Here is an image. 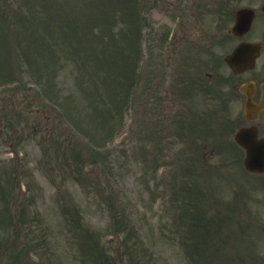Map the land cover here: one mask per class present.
Returning <instances> with one entry per match:
<instances>
[{"label": "rangeland", "instance_id": "obj_1", "mask_svg": "<svg viewBox=\"0 0 264 264\" xmlns=\"http://www.w3.org/2000/svg\"><path fill=\"white\" fill-rule=\"evenodd\" d=\"M16 1L19 6L9 0L5 6H22L17 16L0 7V66L6 70L4 74L0 70V84L1 76L8 80L13 71L11 80L20 79V84L0 88V160L11 159L8 147L20 148L29 168L30 196L37 205L33 210L44 218L32 227L46 237V244L40 245L39 238L29 234L26 241L25 231L18 229L25 199L20 196V204L15 205L18 199L10 197L16 228L9 234L4 217L0 218V264L25 263L18 260L25 259L24 246L29 244L34 248L31 254L26 248L31 264L36 259L37 264H82V260L91 264L98 248H102L100 258H114L115 264H264V175L243 173L244 151L220 135L228 130L221 126L229 127L226 117L234 111L238 97L225 100L217 96V84H207L205 76L189 74L197 80L195 85L175 72L166 84L165 98L155 100L156 86L163 82L152 75L151 66L144 83L133 78L130 42L136 39L137 0ZM150 2L156 5L149 12L154 23L170 21V7L163 0ZM24 43L26 51L13 50ZM155 62L164 67V59L154 58L153 68ZM36 80L52 95L50 103L37 96ZM176 80L187 84L175 85ZM13 88L22 91L8 97ZM54 103L64 104L71 120L61 117V109L56 113ZM124 103L123 132L109 141L110 152H90L88 157L80 138L96 139L105 127L119 122ZM161 106L168 114L175 111V121L153 112ZM209 121L215 125L210 132ZM185 135L199 137L196 147L193 142L194 150L181 143ZM80 156L89 158L86 164ZM79 164L89 176L76 184L72 177ZM103 189L111 207L125 213L139 237L125 239L120 228L114 233L116 224H112ZM60 190L63 199L76 202L81 223L95 232L103 230L102 234L89 233L80 239L75 232L64 233L60 212L49 209L52 197V204L59 208ZM184 204L193 214L182 215ZM207 204L212 209H206ZM194 215L198 236L188 233L187 220ZM117 216L121 218L120 213ZM108 225L113 227L107 230ZM78 227L76 221L72 230ZM64 235L73 239L66 241ZM126 247L135 248L131 261L123 260Z\"/></svg>", "mask_w": 264, "mask_h": 264}, {"label": "flooded vegetation", "instance_id": "obj_2", "mask_svg": "<svg viewBox=\"0 0 264 264\" xmlns=\"http://www.w3.org/2000/svg\"><path fill=\"white\" fill-rule=\"evenodd\" d=\"M179 1V6H191L192 10L197 9L198 13H190L193 22L181 24L172 35V44L168 50L170 56L183 58L184 62L181 64L185 70H214L213 74L205 71V75L210 79L214 77L218 87L228 74L234 78V81L228 84L230 88L239 89L242 84H252L253 102L264 107V0ZM184 11H187V8ZM201 17L207 18L208 24H198ZM213 25L217 27V33L214 35L210 33ZM235 49L244 53L238 57L237 64L252 71L240 75L225 71L226 75L221 76L222 70H231L224 59ZM200 54L208 56L209 60L195 66L194 58L203 59L196 56ZM223 56L225 57L222 62ZM237 100L238 106L244 108L246 97L239 93ZM253 125L257 127L260 138H264V109L260 111Z\"/></svg>", "mask_w": 264, "mask_h": 264}, {"label": "water", "instance_id": "obj_3", "mask_svg": "<svg viewBox=\"0 0 264 264\" xmlns=\"http://www.w3.org/2000/svg\"><path fill=\"white\" fill-rule=\"evenodd\" d=\"M238 142L247 149L246 166L257 172L264 171V143H256L253 135L243 132Z\"/></svg>", "mask_w": 264, "mask_h": 264}]
</instances>
